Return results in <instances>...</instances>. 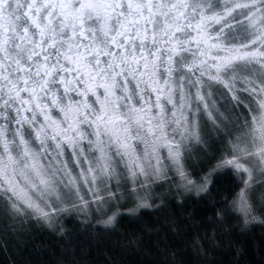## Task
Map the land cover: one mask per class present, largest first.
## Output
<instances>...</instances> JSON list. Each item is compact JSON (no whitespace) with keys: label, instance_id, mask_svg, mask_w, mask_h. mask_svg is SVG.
<instances>
[{"label":"snow or ice","instance_id":"1","mask_svg":"<svg viewBox=\"0 0 264 264\" xmlns=\"http://www.w3.org/2000/svg\"><path fill=\"white\" fill-rule=\"evenodd\" d=\"M254 173L264 0H0V212L12 225L63 232L62 214L95 212L114 226L152 208L163 180L212 200L220 235L236 213L259 219ZM228 181L243 187L225 194Z\"/></svg>","mask_w":264,"mask_h":264},{"label":"trees","instance_id":"2","mask_svg":"<svg viewBox=\"0 0 264 264\" xmlns=\"http://www.w3.org/2000/svg\"><path fill=\"white\" fill-rule=\"evenodd\" d=\"M215 146L218 154L226 145ZM227 183L225 194L243 187ZM212 203L191 194L150 197L152 208L118 215L114 226L98 223L97 215L62 214L63 232L35 220L15 226L4 217L0 264H264V214L257 210L259 219L244 225L236 213L231 230L215 235Z\"/></svg>","mask_w":264,"mask_h":264},{"label":"rangeland","instance_id":"3","mask_svg":"<svg viewBox=\"0 0 264 264\" xmlns=\"http://www.w3.org/2000/svg\"><path fill=\"white\" fill-rule=\"evenodd\" d=\"M217 145L216 143L212 144V148ZM202 147L198 142L192 141L191 142V151L193 153V158H196L197 154L199 153V149ZM216 147V146H215ZM226 147V146H225ZM211 148V149H212ZM209 149V153L211 154L214 151H211ZM219 154V152H218ZM202 156V153L200 154ZM255 180L251 184L250 188L245 189V192L248 196V199L250 203L252 204V201L250 199H253V205L256 210H260L261 208H264V177H261L258 173H254ZM169 177H171V173H169ZM115 182H113L112 190L115 192ZM123 191V189H121ZM140 195H143V192L139 193ZM164 195H179L182 196L178 190H176L174 184L167 183L163 180L156 181L155 184L152 185L151 195L150 197H162ZM187 195V194H185ZM150 197H149V204H150ZM136 201L129 200L127 193H125V199L121 200V204L128 205V207H134ZM91 215H97L95 212H93ZM99 217V215H97ZM2 212H0V219L4 218ZM6 218V217H5Z\"/></svg>","mask_w":264,"mask_h":264}]
</instances>
